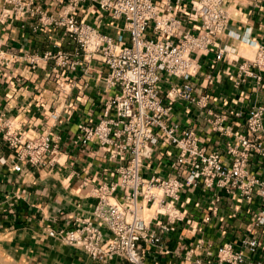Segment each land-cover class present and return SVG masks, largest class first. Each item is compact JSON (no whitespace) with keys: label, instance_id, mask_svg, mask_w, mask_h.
<instances>
[{"label":"crops","instance_id":"0c3cea01","mask_svg":"<svg viewBox=\"0 0 264 264\" xmlns=\"http://www.w3.org/2000/svg\"><path fill=\"white\" fill-rule=\"evenodd\" d=\"M152 1L162 16L182 19L183 31L201 32L199 23L189 19L196 0H173L170 11L167 0ZM65 2L45 0L42 8L58 15ZM2 8L0 0V14ZM225 8L230 16L227 31L217 39L214 50L194 54L200 69L191 82L197 97H207L206 106L184 100L171 102L166 97L173 85L185 82L182 79L165 74L159 84L164 103L172 104L170 121L178 123L182 130L193 129L207 153L224 152L233 139L213 129L214 114L228 115L226 125L231 126V132L243 133L252 109L264 105V70H258L261 83L252 78L240 82L238 78L239 66L254 60L259 48L264 47V0H226ZM76 14L114 39L122 33L129 43L124 21L100 10L97 0H86ZM37 22L38 16L0 23V114L17 133L28 138L49 133L58 142L60 152L56 164H49L47 159L40 166L24 164L23 170L17 172L13 168L14 150L0 131V264H133L122 257L93 260L83 250L49 235L50 230H69L77 219L92 217L98 201L93 189L118 177L119 163L111 160L97 143L77 142L81 128L99 122L105 102L117 90L106 88L104 79L109 68L98 55H81L76 70L58 67L54 60L32 66L31 55L43 56L59 50L74 55L78 48L63 28L46 26L34 31L32 26ZM144 36H154L153 23ZM175 153L173 147L161 141L152 158L145 161L143 176H172ZM251 170L264 176V161L253 159ZM208 196L202 190L183 194L178 206L192 220L191 224L179 223L160 247L144 250L146 264H194L187 253L201 238L215 245H238L251 236L255 205H243L242 212H235L225 204L210 222H205L207 209L197 204L208 207ZM152 212L146 210L144 216L150 219ZM255 232L262 243L257 258L264 259V227ZM105 233L109 234L106 230ZM199 255L209 260L200 251L195 252L193 259Z\"/></svg>","mask_w":264,"mask_h":264},{"label":"built area","instance_id":"2783aa9c","mask_svg":"<svg viewBox=\"0 0 264 264\" xmlns=\"http://www.w3.org/2000/svg\"><path fill=\"white\" fill-rule=\"evenodd\" d=\"M44 1L3 0L0 23L38 16L34 31L60 27L78 44L74 55L63 50L31 55L29 63L34 67L54 60L58 67L76 70L81 55L101 57L109 68L105 86L117 90V94L105 102L103 116L95 126L81 128L77 142L97 143L119 163L117 179L93 189L98 201L92 217L77 219L69 230H50L49 235L83 250L93 260L122 257L133 264H146L144 250L160 247L179 223L191 224L178 206L183 194L202 190L209 195L208 207L197 204L207 209L205 222H210L225 204L235 212H242L243 205H255L251 236L238 245H215L201 238L187 253L188 259L194 264H264V259L257 258L262 243L255 232L264 227V176L251 170L253 159L264 161V105L252 109L243 133L231 132V126L226 125L228 115L214 114L213 129L233 139L224 152L207 153L193 129L182 130L170 121L172 104L164 103L159 90L164 75L170 74L185 81L170 88L166 97L171 102L184 100L206 106L207 97H197L191 82L200 69L194 54L214 50L217 39L227 31L230 16L226 0L192 2L189 19L199 23L198 34L183 31L182 19L162 16L152 0H97L100 10L124 21L130 34L128 44L122 33L114 39L77 16L86 0H66L58 15L45 12ZM172 1H166L168 11L173 8ZM152 23L154 36L145 38ZM258 70H264V47L259 48L254 60L239 66L240 82L252 78L261 83ZM0 131L14 150L15 171L21 172L24 164L40 166L47 159L51 165L58 163L59 145L49 133L28 138L17 133L4 114H0ZM161 141L176 150L171 164L173 175L165 178L154 173L145 178V161L152 158ZM146 210H153L150 219L142 214ZM196 251L209 260L202 255L193 259Z\"/></svg>","mask_w":264,"mask_h":264},{"label":"bare ground","instance_id":"6f19581e","mask_svg":"<svg viewBox=\"0 0 264 264\" xmlns=\"http://www.w3.org/2000/svg\"><path fill=\"white\" fill-rule=\"evenodd\" d=\"M145 211L142 212V214H144Z\"/></svg>","mask_w":264,"mask_h":264}]
</instances>
